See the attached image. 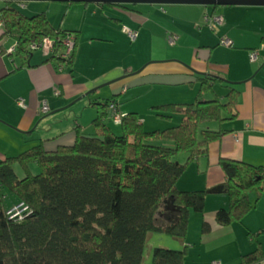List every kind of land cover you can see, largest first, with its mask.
<instances>
[{
	"label": "crops",
	"instance_id": "0c3cea01",
	"mask_svg": "<svg viewBox=\"0 0 264 264\" xmlns=\"http://www.w3.org/2000/svg\"><path fill=\"white\" fill-rule=\"evenodd\" d=\"M7 3L0 0V11ZM13 4L29 16L44 12L54 28L76 36V45L72 67L60 71L58 62L51 59L52 54L42 50L34 51L28 64L21 66L15 52H8L16 40L10 37L0 39L3 50L0 54V160L42 141L48 151L73 145L76 126L86 134L93 133L91 124L97 116L94 103L112 98L101 92L102 89L110 85L115 89L124 75L133 73L144 62L157 61L155 68L146 76L152 75V82L165 85L194 84L199 82L201 74L223 76L237 83L235 87L240 92L236 116L223 123L215 122V130L227 132L220 139L211 141L207 154L190 163L177 182L180 190L207 191L205 212H191L185 240L162 236L164 233H151L149 237L162 238V243L152 245L153 249L157 246L187 247L184 264L195 263V260H198L195 264H212L202 259V251L207 249V245L213 246L215 257L211 260L218 258L220 264H238L242 255L256 249L257 242L264 253V193L259 199L253 197L254 207L241 221L220 225L215 220L216 211L229 206L224 186L226 175L219 164L220 158L264 166V6L221 5L215 8L201 4L47 0L13 1ZM215 13L223 15L224 22L211 29L204 17ZM1 23L0 36L3 32ZM127 28L138 32L135 40H131ZM155 36L173 45L182 42V54L189 53L193 57L156 56L151 52L142 56L146 58L141 65L133 62L131 58L138 56L139 42L145 38L154 40ZM172 37H176L175 42H171ZM224 37L229 38L232 44H222ZM255 50L258 51V60L253 62L250 54ZM171 58H178L181 63L177 61L176 67L158 64L169 63ZM124 88L115 92L113 97L121 95ZM214 90L219 96L228 92L223 85H216ZM182 94L176 96L185 97ZM207 94L205 98L213 97ZM20 99L24 100L25 106L19 105ZM182 100L158 103H179ZM44 102L50 110L41 114ZM116 103L121 113L137 112L135 109L124 110L117 99ZM167 126L170 123L163 128ZM186 158V154L177 155L180 162ZM16 170L22 174L19 168ZM175 217L176 208L172 200L167 199L158 212V218L163 223H171ZM204 220L210 225L206 231L202 228ZM191 226H194L192 232ZM254 264H264V260Z\"/></svg>",
	"mask_w": 264,
	"mask_h": 264
},
{
	"label": "trees",
	"instance_id": "16d2710c",
	"mask_svg": "<svg viewBox=\"0 0 264 264\" xmlns=\"http://www.w3.org/2000/svg\"><path fill=\"white\" fill-rule=\"evenodd\" d=\"M7 2L0 11V39L16 40L15 55L21 66L28 64L34 52L31 45L45 37L56 43L51 59L62 63L59 53L68 31L54 28L44 12L29 16L13 1ZM72 64L73 55L67 69ZM198 80L195 102L153 107L163 119L181 113L177 125L146 130L137 112L121 113L116 103L122 129L117 134L107 123L110 103L116 102L112 98L94 103L93 133L86 134L76 126L73 145L48 151L42 141L0 160V264H143L149 234L185 240L191 212H204L207 191L180 190L177 182L190 163L207 154L209 143L227 132L202 125L234 118L240 95L237 83L223 76L201 74ZM216 85L228 88L224 98L215 93ZM206 93L214 94L205 98ZM181 153L187 155L184 162L177 160ZM33 164L38 165V174L32 172ZM219 164L226 175L229 206L217 210L215 220L230 225L241 221L264 193V166L225 157ZM6 191L17 200L10 206ZM167 199L176 208L171 223L158 218ZM21 201L29 206V212L21 220L10 219L7 210ZM209 226L204 220L203 231ZM257 243L238 264L264 260ZM186 255L187 247L157 246L151 262L184 264Z\"/></svg>",
	"mask_w": 264,
	"mask_h": 264
},
{
	"label": "rangeland",
	"instance_id": "374dc122",
	"mask_svg": "<svg viewBox=\"0 0 264 264\" xmlns=\"http://www.w3.org/2000/svg\"><path fill=\"white\" fill-rule=\"evenodd\" d=\"M34 2V1H29ZM182 42L178 41L177 44L173 45L170 43V41L166 40L164 41L160 36H155L154 40H150L149 38H145L144 40L139 42L138 48L136 49L137 57L136 59H132L133 62L138 63L141 65V61L145 59L146 57L142 58V56H145L150 54L151 52L154 53L156 56H162L169 54V57H178V55H183V57H193V55L182 54V49L180 48V45ZM40 51L36 52L39 53ZM42 52V51H41ZM155 60H150L149 62H144L143 65L139 66L137 70H135L133 73L124 75V78L120 81L122 84L117 85L115 90L114 85L105 86L101 92H104L107 97H113L115 92L121 91L122 87L124 88V92L121 93V95L116 96L115 100L117 99L120 101L121 106H123L124 110H137L139 118L141 119V122L143 123V126L146 130H155V129H165L163 128L164 125H177L181 123L182 121V114L179 112L173 113L172 117L170 119H163L161 117L157 116V113L155 109H153L154 106L159 105L160 101H166L171 100L168 102H176L172 100H182L183 102L179 103H193L196 101V97L200 90V82H196L194 84H186V85H171V84H161V83H154L151 81L152 75L146 76V73L150 71L152 68H155V65L157 61L151 62ZM178 58H171L169 60L170 65H167L169 63L167 62H159L158 64L165 66H175L177 65ZM178 63H181V61H178ZM66 70V69H65ZM177 77V76H175ZM194 92V93H193ZM183 93L182 95H185V97L182 96V98L177 97L176 95H179ZM99 94V93H98ZM187 95H192V97H189ZM208 97L213 96L212 93L207 94ZM222 98H224L223 95H221ZM111 98V99H112ZM109 100V99H108ZM113 100V99H112ZM168 102H162L163 104H166ZM157 104V105H155ZM161 105V104H160ZM107 123L111 128L114 130L115 133L121 134V124L116 123L113 121V115L112 112H109V118H107ZM211 124V125H210ZM217 123H207L203 124L202 128L212 127L213 129L216 127ZM169 126V127H170ZM183 154V153H181ZM40 171L38 165L33 164L32 166V172L34 174H38ZM7 192L6 197V204L7 206L12 205L13 201L15 200V197ZM205 212V210H204ZM203 213V212H202ZM216 214V213H215ZM203 224V221H202ZM194 225V224H193ZM194 226H191V232L192 228ZM166 236V234H162V236ZM169 236V235H167ZM171 237V236H170ZM173 238V237H171ZM162 238L160 237H149L148 245L146 247L145 251V259L143 264H152L151 262V255H152V245H157V243H162ZM258 244V243H257ZM213 251L212 245H207V249L202 251V259H205V263L209 260L210 263H212L213 257H215ZM150 255V258L148 259V256ZM198 260H195V263ZM214 261H220L218 258ZM192 263V264H195Z\"/></svg>",
	"mask_w": 264,
	"mask_h": 264
},
{
	"label": "built area",
	"instance_id": "2783aa9c",
	"mask_svg": "<svg viewBox=\"0 0 264 264\" xmlns=\"http://www.w3.org/2000/svg\"><path fill=\"white\" fill-rule=\"evenodd\" d=\"M204 21L205 23L211 28L214 29L216 26H219L221 24H223L224 22V18L223 15L221 14H207L204 17ZM2 25V23H1ZM127 30V34L129 35V37L131 38V40H135L138 36V32L132 29H126ZM176 37H172L171 42H175ZM221 43L224 45H231L232 42L229 38H222L221 39ZM16 45L15 44L13 47L8 49V52L10 53H14L16 51ZM56 43L55 40L51 37H45L40 43H35L31 45V49L36 51V50H42L43 52H45L46 54H51L54 50ZM75 45H76V36L71 33V32H67L62 40V49L59 53L60 57L62 58L63 62L60 63L58 65V69L60 71H63L65 69H67V64L69 59L71 58V56L74 53V49H75ZM250 59L255 62L258 60V51H252L250 54ZM19 105L21 106H25L24 100L20 99L19 100ZM110 111L112 112L113 115V120L116 123H120L121 122V114L118 112L117 110V105L115 101H112L110 103ZM50 110L48 104L46 102H44L40 108V113L41 114H45L48 113ZM30 208L29 206L21 201L18 202L17 204L13 205L11 208H9L7 210V215L9 216L10 219H14V220H21L24 218V215L29 212ZM212 264H220V262L218 261H213Z\"/></svg>",
	"mask_w": 264,
	"mask_h": 264
},
{
	"label": "water",
	"instance_id": "95a60500",
	"mask_svg": "<svg viewBox=\"0 0 264 264\" xmlns=\"http://www.w3.org/2000/svg\"><path fill=\"white\" fill-rule=\"evenodd\" d=\"M40 1V0H5ZM42 1V0H41ZM62 2H115V3H155V4H201V5H257L264 6V0H47Z\"/></svg>",
	"mask_w": 264,
	"mask_h": 264
}]
</instances>
